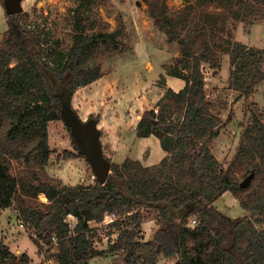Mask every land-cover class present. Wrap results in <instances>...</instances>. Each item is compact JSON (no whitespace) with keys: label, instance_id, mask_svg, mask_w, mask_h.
Returning <instances> with one entry per match:
<instances>
[{"label":"trees","instance_id":"1","mask_svg":"<svg viewBox=\"0 0 264 264\" xmlns=\"http://www.w3.org/2000/svg\"><path fill=\"white\" fill-rule=\"evenodd\" d=\"M144 1L153 25L168 43L179 46L177 67L169 74L184 86L178 92L168 87L136 126L138 138L158 139L166 154L160 163L145 167L128 157L120 164L111 162L104 185L95 179L87 185L62 186L46 175L48 125L62 120L64 100L71 103L77 89L102 77L101 56L127 49L124 27L119 22L111 31H90L85 19L95 0H79L72 14L71 44L56 50L47 46L40 31L24 23L23 13L7 15L0 39V212L15 207L39 252H49L55 238L56 264H89L101 256L89 225L108 216H113L108 235L117 234L110 247L118 252L112 264H157L159 257H177L175 264H264V111L251 105L236 156L224 168L209 144L233 116L230 112L221 124L212 113L202 70L203 63L220 67L219 49L228 53L234 101L250 98L264 81V49L234 40H225L228 46L222 48L213 29L216 23L224 26L228 15L245 23L264 21V0H185L173 12L168 0ZM214 3L218 9L211 10ZM233 4L238 8L230 13ZM12 161H22L24 167L12 174ZM251 174L249 185L241 188L239 183ZM226 192L249 216L231 219L214 206ZM41 194L46 202L38 200ZM147 210L155 212L157 229L143 242L140 226ZM69 216L75 219L72 227ZM193 219L195 224L189 226ZM27 262L24 256L17 263L0 240V264Z\"/></svg>","mask_w":264,"mask_h":264},{"label":"rangeland","instance_id":"2","mask_svg":"<svg viewBox=\"0 0 264 264\" xmlns=\"http://www.w3.org/2000/svg\"><path fill=\"white\" fill-rule=\"evenodd\" d=\"M1 1L0 39L5 34L7 20ZM184 4L185 0L167 1L172 12ZM78 5L79 0H23L24 23L40 31L50 48L66 50L74 33L73 9ZM209 7L211 10L218 9L215 3ZM237 8L238 6L233 4L227 10L231 13ZM119 22L125 29L124 45L127 49L120 54L101 56L102 77L87 87L77 89L71 97V104L82 121L98 119L97 128L104 138L101 139L102 152L111 162L120 164L130 154L135 157L133 160L141 159L143 163L137 161L143 166H155L163 156L158 139L154 136L149 137L154 141L148 138L137 139L136 126L145 110L156 107L168 87L175 92L183 87V80L173 78L169 74L177 67L176 59L180 49L178 44L168 43L165 34L153 25L144 0H95L90 5L85 19L90 31L105 28L111 31ZM91 23L94 24L93 27ZM221 28L224 31H220ZM213 30L215 40L222 48L228 46L225 40H234L248 48L254 46L264 49V21L245 23L228 15L224 18V26L216 23ZM218 53L220 67L212 68L203 63L202 70L212 113L220 117L221 124L230 118V112L233 116L232 121L224 125L218 137L209 144L217 160L226 168L236 156L242 130L249 124V108L255 103L264 111V81L255 87L249 99L242 98L235 102L237 92L229 87L228 53H223L220 49ZM46 74L53 83V76L48 72ZM110 136L114 140L113 136L118 138L117 142L113 141L114 145L110 143ZM48 138L50 158L45 167L46 175L59 179L62 186L94 183L95 177L89 163L75 149L73 138L62 120L53 121L48 125ZM23 167L22 161H12L11 173L15 174ZM38 200L46 202L43 194L38 196ZM216 207L231 219L249 216L230 192L218 199ZM5 211L7 213L0 216V240L14 253L17 263H22V257L25 256L27 264H56L53 256L57 253V247L52 245L49 252H39L24 227L20 226L15 207ZM154 214L152 210L144 212V221L140 226L143 242L150 240L157 229ZM70 219L74 224L75 220ZM109 220L107 217L103 223L93 222L89 225L92 228L93 246L103 252L89 264H112V259L118 255V252L110 250L117 234L113 232L111 236L108 235L111 231L107 228ZM188 224L192 226L191 220ZM176 261L177 257H159L157 264H175Z\"/></svg>","mask_w":264,"mask_h":264},{"label":"water","instance_id":"3","mask_svg":"<svg viewBox=\"0 0 264 264\" xmlns=\"http://www.w3.org/2000/svg\"><path fill=\"white\" fill-rule=\"evenodd\" d=\"M23 0H3V8L7 15L22 13ZM63 123L69 128L70 136L77 144L79 151L85 156L91 172L96 181L104 185L110 174L111 161L105 158L102 152L100 131L94 119L82 121L74 111L69 98L63 101ZM253 174L239 183L241 188H246L253 179Z\"/></svg>","mask_w":264,"mask_h":264},{"label":"crops","instance_id":"4","mask_svg":"<svg viewBox=\"0 0 264 264\" xmlns=\"http://www.w3.org/2000/svg\"><path fill=\"white\" fill-rule=\"evenodd\" d=\"M174 78V77H173ZM184 86V85H183ZM178 92V91H177ZM71 102L73 103V99H71ZM101 124H102V122H101ZM107 128V127H106ZM107 130H108V128H107ZM100 131V130H99ZM108 133H110V131L108 132ZM111 134V133H110ZM111 136H112V134H111ZM110 136V137H111ZM100 137H101V139L103 138V133L101 134V132H100ZM149 137H151V136H149ZM149 137H145V138H148V139H150V141H154L153 139H151V138H149ZM113 138H115V140L114 139H112V137L110 138V143H111V145H114L113 144V141L114 142H117V140L116 139H118L117 137H114L113 136ZM145 138H142V139H145ZM104 139V138H103ZM102 139V140H103ZM137 139H138V137H137ZM147 146H149V145H146V147ZM127 153V152H126ZM129 154V153H128ZM150 154V153H149ZM163 156H162V158L157 162V163H160V161L164 158V156L166 155L165 154V152L163 151ZM150 157H151V154L149 155ZM128 158H131L132 160L133 159H135V157H133L132 155H130L129 154V157ZM150 159V158H149ZM137 160H140V162H142L143 163V161L141 160V159H137ZM157 163H154V164H157ZM146 167V166H145ZM228 192H226V193H224L221 197H223V196H226V194H227ZM221 197H219V198H221ZM218 202V200L214 203V206L216 207V203ZM2 213L4 214V213H7L6 211H5V209L4 210H1V212H0V216L2 215Z\"/></svg>","mask_w":264,"mask_h":264},{"label":"built area","instance_id":"5","mask_svg":"<svg viewBox=\"0 0 264 264\" xmlns=\"http://www.w3.org/2000/svg\"><path fill=\"white\" fill-rule=\"evenodd\" d=\"M70 218H72V220H75V219H74L73 217H71V216H69V217L67 218V222H68L69 226L72 227V226H74V224L71 223V221H70L71 219H70ZM106 218H107V217H106ZM106 218H105V219H106ZM108 218L110 219L108 223H110L111 220L113 219V216H111V217L108 216ZM74 222H75V221H74ZM104 222H105V220H104ZM191 222H192V226H193V225L195 224V220L193 219V220H191ZM108 223H107V224H108ZM20 226L23 227L22 222H20ZM55 242H56L55 238H52V243H51V244H52V245H56ZM42 245H43V247H46V246H44V244H42Z\"/></svg>","mask_w":264,"mask_h":264}]
</instances>
